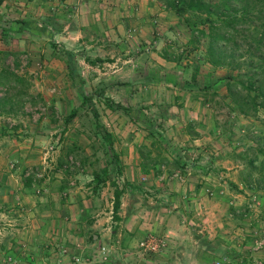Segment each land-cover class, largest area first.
I'll return each instance as SVG.
<instances>
[{
    "label": "crops",
    "instance_id": "obj_1",
    "mask_svg": "<svg viewBox=\"0 0 264 264\" xmlns=\"http://www.w3.org/2000/svg\"><path fill=\"white\" fill-rule=\"evenodd\" d=\"M164 14L166 18L176 17L157 0H0V69L4 57L21 48L29 50V38L35 36L29 23L38 26L43 21L47 37L66 42L75 38L79 46L84 37L116 38L118 23H131L125 30L121 26L123 34L140 43L148 36L147 26L151 27V38H156ZM176 21L177 26L169 23L166 27L173 25L185 31ZM96 44L85 42L84 47L93 46L86 49L93 52L99 50ZM86 50L81 47L76 51L83 57L77 58V65L92 60ZM112 55L102 62L112 68L109 79L101 77L96 84L106 86V97L114 102L128 106L121 103L117 87L139 88L162 77L163 73L157 74L158 65L146 61L145 52L138 53L136 60L122 57L120 69L114 67L119 57L111 59ZM174 63L181 73L180 63ZM167 77L179 90L168 101L175 109H157L159 119L149 121L155 135L157 131L161 132L159 138L165 134V144L176 153H165L163 163L154 159L146 163L141 154L143 145H118L117 151L110 145L120 174L116 173L115 179L107 174L114 180L109 183L103 176V182L97 184L92 171L69 173L66 166L71 145H14L8 143L9 135L0 138V264H7V256L15 264H73V255H79L85 264H126L124 256L148 233L163 237L165 246L150 257L135 250L134 257L142 264H251L255 258L264 263V247L252 249L255 237L264 238V187L237 189L243 165L229 153H222L221 145L229 144L217 134L208 104L183 89L189 77ZM130 96L128 99L133 100ZM149 102L159 101L153 98ZM107 112L115 113L110 109ZM124 118L125 126L132 123ZM40 126L41 122H35L37 131H41ZM139 126L144 128V124ZM111 127L115 130V123ZM141 127L135 129L143 138ZM138 131L127 133L131 141L137 140ZM175 138L180 141H173ZM146 146L152 154L151 145ZM172 171L181 177H169ZM138 177H145L146 189ZM118 179L124 184H113ZM139 183L143 185L136 186ZM114 185L122 191L116 220L111 217ZM140 196L146 199H135ZM153 197L156 199L151 201ZM254 198L255 203L248 204ZM100 246L107 250L104 261L98 255Z\"/></svg>",
    "mask_w": 264,
    "mask_h": 264
},
{
    "label": "rangeland",
    "instance_id": "obj_2",
    "mask_svg": "<svg viewBox=\"0 0 264 264\" xmlns=\"http://www.w3.org/2000/svg\"><path fill=\"white\" fill-rule=\"evenodd\" d=\"M164 17L163 21L158 23L159 34H157L156 38H151V27L147 26L146 30H148V36L146 35L142 38L140 43L134 42L135 39L129 40V37L123 34L121 26H124V24L118 23L120 32H116V38L90 39L84 37L81 38L83 43H81L80 46L76 44L75 38L68 39L67 41L69 42H66L60 38L47 37L45 31L38 30L45 27L43 21L38 22V29H34L35 36L32 38L30 36L29 38V50L27 51L21 48L22 50H17L14 54L15 56L4 57L2 61L3 67L0 69V100L6 98L7 102L4 101L0 103V115L2 116L0 118V138L9 135L10 138L8 139V143H14V145H71V152L68 154L71 158L69 160L66 156L65 160L67 159V171L73 175L81 171L100 173L101 168L104 166L109 167V172H107V174L110 177L113 176L115 179L116 173H118V175L120 174V167H118L119 171H117V169L113 167V164H111L109 153L111 151L107 150L106 152V143L102 138L103 130L111 134L112 145L116 146V151L118 150V145H143L141 154L144 155L143 158H145L146 163H150L152 159L159 164L163 163L164 159H167L165 153H176L177 151L176 149L173 150V148H170L169 146L171 145L165 144L163 140L165 134L161 139L158 138L159 140H156L155 137L158 135L149 136L145 129L139 126V123L132 122L125 126V116L121 114V111H115V113L112 114L111 112H107L108 109L105 107L103 99L94 94V92L100 83L96 84V81L101 77L109 79L108 76L111 75L109 72L112 68L102 63L104 59L107 58L109 60V56L115 54L114 56L112 55L111 59H114L115 56L117 59L119 57L114 67L120 69L121 66H123L122 57L128 55L131 59L136 60L138 53L145 52L146 61L149 65H158L157 69L159 72H157V74L160 75L163 73L162 77L159 80L149 81L147 84H144L143 87L139 88L132 89V86L123 87V85L117 87V89L120 88L117 94L120 97L121 103H125L133 109L140 110L144 116L156 120L159 119L157 112H155L157 109L158 112L168 111V109L172 111L175 109L168 101L170 102L171 98L174 97L176 95L175 93L179 90L177 86L174 87L170 79H167V76L171 77V79H180L181 77L188 78L196 58L193 52L186 57H182L179 63L181 71L182 69L183 71L181 73L177 71L179 68L175 66L174 59L179 55L182 47L187 46L189 34L187 31H180V28H174V26H177V16L166 18L164 14ZM169 23H174V26L171 25L170 27H166ZM128 25L131 27V23H129L123 27V30L127 29ZM160 31H162V34ZM85 42L88 44L98 42L95 48L99 50H94L93 52L88 51L91 50L93 46L85 48ZM81 47L84 50L88 49L86 50L87 53H89L87 57L99 59L92 64L82 62L80 65H77V67L82 79L81 90L86 95L91 96V103L98 113L101 129L96 128L89 106L87 104H80L81 97L78 93V88L62 74L64 68L62 51L70 50L74 53L76 60L77 58L82 60V55L78 57V52H76L79 51ZM202 47L203 42L200 41L198 49L202 50ZM75 49L77 50L73 51ZM205 67L207 68V66ZM205 67L203 68L204 72L207 71ZM222 72V68H217L214 75H221ZM14 75L20 76L21 83L12 82V77ZM164 75L167 76L163 79ZM116 83L121 84L123 82L118 81ZM127 90L130 91L129 94H131L130 97H133V100L128 99L127 96L129 94ZM103 93L106 96V86L103 89ZM153 98L159 102H149L153 100ZM110 99L113 100L112 98ZM161 103H164V105ZM72 109H75L76 113L73 117L68 119V113ZM263 115V109H259L256 116L249 118L240 116L235 117L233 114H227L228 118L226 125L229 124L228 126L233 129L234 134L231 135L232 139L230 138V140L232 143H230L228 147L227 145H221V147H224V150H221L222 153L225 152L230 154L231 146L234 144L239 146L237 148L238 151L247 144L253 145L254 143L252 141L254 136L260 134L264 128ZM223 119V117H220L218 119L219 123H222ZM205 120L206 123L204 126H206V131L208 129V119ZM37 121L41 122V131H37L34 127ZM111 123H115V130L111 127ZM135 127H141L144 133L143 138L140 137V132L136 130ZM7 128H13L12 132H7ZM131 131H138L139 136L135 142L131 141L133 138L127 135V133H132ZM157 133L161 134V132L158 131ZM176 140L180 141L178 138H175L173 141ZM167 141L169 142V140ZM146 145H151L153 149L152 154L147 151L148 148H146ZM189 153H191V155H189L190 157L194 156L193 152H188L187 154ZM120 155H122V153ZM81 157H83L82 164ZM240 162L243 165V162ZM239 171L241 172L239 173L238 181L240 180L241 182H239L240 184L237 189L247 191L248 188L245 187L240 178L242 171H245L244 166L239 168ZM107 174L101 173V177L104 175V179H106L108 183L114 181L111 180V178L109 179ZM139 181L142 183L146 182L142 178H140ZM142 183L136 186L140 187V185L144 184L143 186H145L146 189V183ZM114 184L119 186L124 183L121 179H118V183L114 182ZM135 199H141L143 201L146 198L143 199V197L140 196L139 198L135 197ZM154 199H156V197H153L151 201ZM248 201V204L255 203V198ZM129 250L128 255L124 256L127 258L126 264H142L143 262L141 263L140 260L134 257V251H140L138 246H136V248L132 247ZM151 254H144V256L147 255V257H150ZM118 255L121 256V253Z\"/></svg>",
    "mask_w": 264,
    "mask_h": 264
},
{
    "label": "trees",
    "instance_id": "obj_3",
    "mask_svg": "<svg viewBox=\"0 0 264 264\" xmlns=\"http://www.w3.org/2000/svg\"><path fill=\"white\" fill-rule=\"evenodd\" d=\"M163 9L172 12L178 18L179 27L188 32L187 46H183L176 62L193 52L196 61L188 80H184L183 89L200 96L211 110L213 126L217 134L223 135L230 145L233 129L226 125L227 114L249 118L256 116L259 109L264 110V0H157ZM23 24H28L24 22ZM34 29L38 26L29 23ZM38 30L44 31L42 27ZM200 41L202 50L198 49ZM65 76L70 80L81 97L80 104H87L92 112L96 128H102L98 113L92 106L91 96L81 90L82 79L77 67L75 55L70 50H63ZM99 59L89 60L93 63ZM207 66V68L205 67ZM205 71L204 72V68ZM217 68H222L221 75H214ZM7 80V79H5ZM12 82H20V76L14 75ZM176 84V83H174ZM104 86H98L94 92L103 99L105 107L111 111H121L129 121L144 124L146 133L155 135L153 123L140 110L114 102L103 93ZM223 90V91H221ZM6 100H0V103ZM225 110V111H224ZM76 113L69 111L68 119ZM223 117V122L218 119ZM159 136V134H157ZM156 136V140L159 138ZM106 148L112 145L111 134L102 131ZM159 138V139H158ZM253 145H245L238 151V145L231 146L230 157L243 162L241 180L250 190L264 187V128L254 136ZM152 144V143H150ZM113 167L119 171L116 154L110 148ZM107 152V149H106ZM107 166L100 173H94L96 183L103 182L101 173L107 174ZM144 168V167H143ZM114 184V183H113ZM121 190L114 185L112 191L111 217L117 219V209Z\"/></svg>",
    "mask_w": 264,
    "mask_h": 264
},
{
    "label": "built area",
    "instance_id": "obj_4",
    "mask_svg": "<svg viewBox=\"0 0 264 264\" xmlns=\"http://www.w3.org/2000/svg\"><path fill=\"white\" fill-rule=\"evenodd\" d=\"M70 160V159H69ZM169 177L177 178L179 179L181 176L179 172L172 171L169 175ZM142 179H145V177H142ZM206 192H209L208 189H206ZM138 249L143 254H153L160 252L164 246H165V240L163 237L157 236L155 234H146L137 242ZM264 247V238H255L252 243V249L253 250H259ZM99 257L100 261H104L106 259V253L107 250L104 246H100L99 248ZM7 264H15L14 260L11 256L6 257ZM71 262L73 264H85L83 260L79 257V255H73L71 257ZM251 264H264L263 261L259 258H255L252 260Z\"/></svg>",
    "mask_w": 264,
    "mask_h": 264
}]
</instances>
